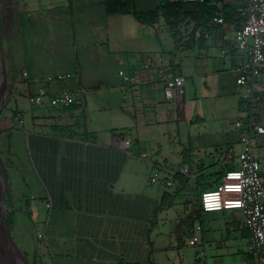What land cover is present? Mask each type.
Here are the masks:
<instances>
[{
	"label": "crops",
	"instance_id": "crops-1",
	"mask_svg": "<svg viewBox=\"0 0 264 264\" xmlns=\"http://www.w3.org/2000/svg\"><path fill=\"white\" fill-rule=\"evenodd\" d=\"M12 1L0 4L9 95L0 166L12 229L20 218L34 252L53 264H259L240 210L190 207L191 192L239 165L246 129L237 121L254 115L264 124V90L237 83L236 5L207 0L227 1L225 22L205 30L189 18L174 34L163 16L109 15L104 0ZM158 5L136 0L142 12ZM58 73L72 76L47 91L70 90L73 104L53 106L48 96L9 106L11 95L28 99ZM167 77L183 79L170 98ZM256 81L264 87V70ZM254 146L264 180V134ZM155 175L173 185L152 184Z\"/></svg>",
	"mask_w": 264,
	"mask_h": 264
},
{
	"label": "built area",
	"instance_id": "built-area-1",
	"mask_svg": "<svg viewBox=\"0 0 264 264\" xmlns=\"http://www.w3.org/2000/svg\"><path fill=\"white\" fill-rule=\"evenodd\" d=\"M186 1L203 3L206 0ZM229 2L236 5L240 16L235 30V45L244 54V59L236 67L237 83L241 86L252 84L255 90L262 91L264 87L258 84L256 79L264 70V0H229ZM226 3L227 1L216 3L218 10L210 22L211 25L225 22L222 11ZM121 74L124 72L121 71ZM23 75L26 77L27 73L24 72ZM71 76V73L48 75L37 93L28 94L30 103L40 105L49 96V103L53 106L73 104L76 98L70 90L49 95L45 86ZM165 84V95L170 98L175 89L183 84V79L167 77ZM17 118L21 120L19 115ZM237 125L246 129L242 138L244 148L238 155L239 165L226 170L222 181L216 188L203 190L199 196V205L205 212L224 209L240 210L244 215L245 226L250 231L248 251L258 257L259 264H264V180L261 176L260 157L254 148L256 135L264 134V124L260 123L254 115H250L246 120H238ZM183 173L188 174L189 168L185 167ZM151 180L153 183L162 182L166 186L173 185L168 177L155 175ZM196 228L201 229V226L197 225ZM198 241L197 235L190 238L191 245H196Z\"/></svg>",
	"mask_w": 264,
	"mask_h": 264
},
{
	"label": "trees",
	"instance_id": "trees-1",
	"mask_svg": "<svg viewBox=\"0 0 264 264\" xmlns=\"http://www.w3.org/2000/svg\"><path fill=\"white\" fill-rule=\"evenodd\" d=\"M12 0H0L2 7H5L9 4H12ZM105 10L109 15L115 14H132L138 20L154 23L160 17H164L165 21L169 25L170 29L177 34L180 29L178 27L187 21L189 18H193L197 24L196 26H201L205 30L209 28V24L212 21L213 17L217 12L216 2L211 5L206 0L203 3L191 2L186 0H159V5L155 10L142 12L136 6V0H104ZM240 21V16H239ZM5 29H1L0 24V47L2 46V36ZM180 173H177L179 176ZM210 177L202 179L201 183L210 182ZM221 178V177H219ZM219 185V179L212 185H205L201 187V190L213 189ZM201 191V192H202ZM3 216L5 217L6 223L12 229L14 225V219L11 216V213H6L2 211ZM34 256H37V251Z\"/></svg>",
	"mask_w": 264,
	"mask_h": 264
},
{
	"label": "rangeland",
	"instance_id": "rangeland-1",
	"mask_svg": "<svg viewBox=\"0 0 264 264\" xmlns=\"http://www.w3.org/2000/svg\"><path fill=\"white\" fill-rule=\"evenodd\" d=\"M2 51V50H1ZM2 57H3V53H2ZM1 66H0V70H1ZM2 77V74H1V71H0V106L3 108L5 105H7L8 103V100H9V95H8V92H7V89L4 87V81H3V78ZM3 85V86H2ZM20 93V92H18ZM18 101V105L19 106H30V102L28 99H26L25 97H23L22 95L18 94L17 96L14 95H11L10 97V101H9V106L11 107H16V104H15V101ZM0 172L2 174V178H3V171L1 169V166H0ZM159 172V171H157ZM174 176H177V174H175ZM183 178H186L187 181H193L191 177H183ZM175 179V178H174ZM152 183V181H151ZM153 184V183H152ZM0 190L1 192L4 194L5 191H4V186L2 184V181H0ZM180 185V180L178 179H175V187H173V189H176L177 187H179ZM2 188V189H1ZM173 189H169V190H173ZM201 191L202 190H199V191H193V193L191 192V196H193L194 200L190 207H194L198 202H199V196L201 194ZM178 197H181L180 195ZM186 200V197H184V202ZM4 204L6 205V201L4 200ZM198 205V204H197ZM183 206V204H182ZM18 222H19V229L17 230L16 227L13 228L11 231H12V237L16 243V245L18 246V248L20 249L23 257H24V263L25 264H53V258L51 257L50 254H47L46 256L44 255H40V252L39 254H37V256L35 257L34 254V250H35V247H36V238L34 237L33 233L31 232V229L29 226L25 225V223H21V220L20 218L17 219Z\"/></svg>",
	"mask_w": 264,
	"mask_h": 264
},
{
	"label": "water",
	"instance_id": "water-1",
	"mask_svg": "<svg viewBox=\"0 0 264 264\" xmlns=\"http://www.w3.org/2000/svg\"><path fill=\"white\" fill-rule=\"evenodd\" d=\"M0 66L1 74L4 75L5 67L4 60L2 57V51L0 47ZM2 107H0L1 109ZM1 112V111H0ZM0 181H2V174L0 172ZM5 196L0 190V264H25L24 257L16 245L13 237L12 231L8 224L6 223L5 217L2 211L8 212L7 206L4 204Z\"/></svg>",
	"mask_w": 264,
	"mask_h": 264
},
{
	"label": "bare ground",
	"instance_id": "bare-ground-1",
	"mask_svg": "<svg viewBox=\"0 0 264 264\" xmlns=\"http://www.w3.org/2000/svg\"><path fill=\"white\" fill-rule=\"evenodd\" d=\"M3 86V85H2Z\"/></svg>",
	"mask_w": 264,
	"mask_h": 264
}]
</instances>
